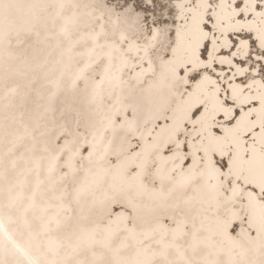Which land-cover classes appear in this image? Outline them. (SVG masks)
<instances>
[{
  "label": "bare ground",
  "instance_id": "obj_1",
  "mask_svg": "<svg viewBox=\"0 0 264 264\" xmlns=\"http://www.w3.org/2000/svg\"><path fill=\"white\" fill-rule=\"evenodd\" d=\"M4 2L15 7L0 9V264L158 262L177 223L189 233L177 244L185 245L192 232L215 244L202 249L198 261L262 264L258 216L249 233L254 239L222 240L209 187L216 181L196 176L185 182L190 160L150 165L143 184L128 172L141 171L143 157L130 154L139 151L138 144L153 158L158 159L157 149L171 156L163 144L181 119L182 98L195 87L191 77L197 73L207 72L217 82L221 97H229L228 107H233L230 97L236 90L237 111L241 102L243 111L259 109L264 20L258 13L264 5L257 0L254 10L242 11L248 0H171L173 25L166 49L160 28L150 22L158 38L149 55L141 52L143 60L127 67L116 59L105 73L107 48L100 47L105 40L94 41L88 23L89 13L107 11L101 7L104 0ZM205 2L215 5L210 11L219 17L204 29L211 30L209 39L201 41L207 50H197L211 67L198 65L185 85L173 77L164 57L171 59L173 49L176 60L187 57L204 12L193 5ZM235 4L239 15L232 14ZM250 119H256L255 113ZM253 131L259 152L258 123ZM244 228L247 232V224ZM168 259L179 257L170 250Z\"/></svg>",
  "mask_w": 264,
  "mask_h": 264
},
{
  "label": "snow or ice",
  "instance_id": "obj_2",
  "mask_svg": "<svg viewBox=\"0 0 264 264\" xmlns=\"http://www.w3.org/2000/svg\"><path fill=\"white\" fill-rule=\"evenodd\" d=\"M259 2L260 5H264V0H259ZM145 4L147 7L144 11L147 12L149 8H154L157 5V0H145ZM59 6L63 7V5ZM193 6L196 9H204L196 25L199 38L190 48L184 60H176V49L172 50L171 59L164 57V62L173 77H179L185 85L189 84L188 74L196 72L198 65L202 64L205 69L211 67L210 62L204 63L199 59L197 50L201 46L205 51L207 50V45H201V41L209 39L211 30L205 31L204 29L214 17L219 21L215 12L210 11L215 7L212 3L205 2ZM12 7L15 5L0 0V9ZM101 7L107 11L101 10L98 15L89 13L88 23L93 25V40L98 42L101 37L105 40V43L100 45L102 48H107L105 55L108 65L104 68V72H108V68L116 59L122 66L127 67L129 63L135 64L137 61L143 60L141 52L145 57L148 56L149 49L154 47L152 42L158 38V32L148 26V18L142 19L135 8L129 6V0H123L122 4H117L115 7L109 0H104ZM160 7L163 9L166 5ZM256 7L257 0H248L242 11L254 10ZM240 11V5L235 4L232 14L239 15ZM153 15H155L154 12ZM258 15L264 20V10L260 11ZM157 22V20H153L152 24L155 25ZM121 25L125 27L122 28ZM200 25L204 27H200ZM215 26L219 27V23ZM141 39L144 40L143 44L140 43ZM211 39L215 43L214 35ZM261 43L264 46V35L261 37ZM209 61H211V55H209ZM148 63L151 66L150 58ZM103 80L104 76L102 75L99 78L100 83H103ZM191 80L195 83V87L188 91L186 100L182 98L181 119L163 144V148L167 150V153H171V156L157 149L156 157L158 159L153 158L152 153L146 147L138 144L136 148L139 151L132 149L130 154L143 157V162L139 165L141 171L133 168L128 172V176L143 184L147 180V175L144 173L150 165L164 163L168 159L190 160L189 175L185 177V182H190L196 176L216 181L209 187L216 200L218 234L221 239L233 243L240 237L254 239L249 233L257 216L260 223L257 237L264 236V95L259 98L260 107L258 110L249 108L243 111V102H241L240 109L243 111L241 114V111L236 110L238 99L236 90L232 91L230 97L233 107H228L229 97H221L219 85L211 79L207 72L197 73L191 77ZM206 85H210V87H206ZM254 113L256 119L252 120L250 118ZM218 116L222 117L226 123L218 120ZM257 123L259 126V152L255 148L257 137L253 131ZM181 136H184L185 139L181 140ZM248 138L252 140V146H249ZM114 163L119 167L118 162ZM245 224L248 227L247 232L244 228ZM185 229L186 226L179 223L171 229L172 240L163 244L159 252L161 259L158 262L135 261L133 264H225L220 260L198 261L195 259L202 249L215 247L209 238L198 237L195 232L191 233V237L187 239L185 245L177 244L176 241L189 236ZM92 243L95 241H91L89 246ZM170 250H174L179 259L169 260ZM189 252L191 256L187 255ZM74 264H83V262L75 261ZM92 264H96V262L93 261Z\"/></svg>",
  "mask_w": 264,
  "mask_h": 264
},
{
  "label": "rangeland",
  "instance_id": "obj_3",
  "mask_svg": "<svg viewBox=\"0 0 264 264\" xmlns=\"http://www.w3.org/2000/svg\"><path fill=\"white\" fill-rule=\"evenodd\" d=\"M169 1L171 0H157V5L154 8H149V10L145 12L144 9L145 7H147V5L145 4V0H129V6L135 8L140 17L148 18V26H150V22H152L153 20L158 21L156 25L160 28L161 34L164 38V43L162 44L163 51L171 41V30L173 25L174 11ZM109 2H111L112 6L115 7L117 4H122L123 0H109ZM161 5H166V7L162 9L160 7ZM153 12L155 13V15H153ZM252 51H255V48L250 39V52ZM201 54L202 56H204V51H202Z\"/></svg>",
  "mask_w": 264,
  "mask_h": 264
},
{
  "label": "water",
  "instance_id": "obj_4",
  "mask_svg": "<svg viewBox=\"0 0 264 264\" xmlns=\"http://www.w3.org/2000/svg\"><path fill=\"white\" fill-rule=\"evenodd\" d=\"M7 251H5V253H6Z\"/></svg>",
  "mask_w": 264,
  "mask_h": 264
}]
</instances>
